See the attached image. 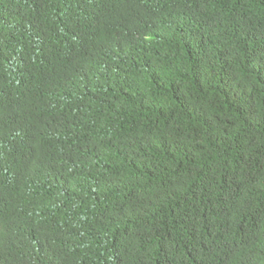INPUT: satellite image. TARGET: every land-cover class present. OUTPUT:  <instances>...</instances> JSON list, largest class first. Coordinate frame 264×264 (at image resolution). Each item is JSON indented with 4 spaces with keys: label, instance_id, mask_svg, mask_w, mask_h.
<instances>
[{
    "label": "trees",
    "instance_id": "trees-1",
    "mask_svg": "<svg viewBox=\"0 0 264 264\" xmlns=\"http://www.w3.org/2000/svg\"><path fill=\"white\" fill-rule=\"evenodd\" d=\"M0 264H264V0H0Z\"/></svg>",
    "mask_w": 264,
    "mask_h": 264
}]
</instances>
